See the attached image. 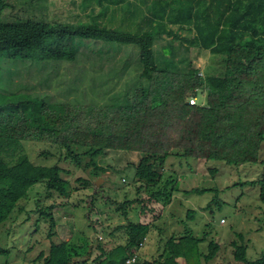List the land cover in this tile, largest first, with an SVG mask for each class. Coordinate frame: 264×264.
I'll use <instances>...</instances> for the list:
<instances>
[{
  "label": "trees",
  "instance_id": "16d2710c",
  "mask_svg": "<svg viewBox=\"0 0 264 264\" xmlns=\"http://www.w3.org/2000/svg\"><path fill=\"white\" fill-rule=\"evenodd\" d=\"M13 1L0 0V63L2 59L7 64L28 58L73 60L75 40L91 38L136 47L137 69L136 82H124L120 89H114L119 81L114 82L103 103L50 102L34 92L35 86L28 81L31 77L14 72L5 76L0 87V151L10 159L0 156L2 264H8L15 242L4 244L3 232L9 234V227L30 217L13 225L8 221L14 220L11 213L17 218L23 211L19 200L38 183L41 187L34 191L43 189V199L46 192L65 196L69 186L62 175L68 170L58 163H32L19 147L21 140L55 144L63 150V158L77 166L86 156L84 166L91 165L96 176L101 167L94 160L97 155L110 149L136 152L135 193H148L124 199L118 209L125 216L134 202L140 204L142 214L151 210L146 200L171 202L179 185L175 177H163L162 167L169 156L215 159L236 166L259 163V176L239 183L256 185L264 203V158L259 154L264 142V0H81L89 18L75 21L50 20L46 0H19L32 11L21 17L15 14ZM95 6L98 10L93 14ZM161 39L164 44L155 47ZM191 47L219 57L217 72L203 74L194 66L188 54ZM199 92L203 101L189 103V97ZM78 180L85 187L91 183ZM205 190L210 188L183 191ZM39 199L33 211L51 228L53 204L43 205ZM193 213L187 209L185 218ZM154 226L145 219L127 220L118 226L124 229L123 241L108 248L98 241L93 257L92 248L81 252L84 245L71 239L50 241L47 252L40 250L30 264H127L131 254H135L134 264H211L218 256V242L209 240L203 250L200 243L205 237L187 232L171 234L155 255L145 253L142 249ZM262 228L264 216L258 229ZM229 245L232 258L228 264H264V253L247 258L242 233H236Z\"/></svg>",
  "mask_w": 264,
  "mask_h": 264
},
{
  "label": "rangeland",
  "instance_id": "374dc122",
  "mask_svg": "<svg viewBox=\"0 0 264 264\" xmlns=\"http://www.w3.org/2000/svg\"><path fill=\"white\" fill-rule=\"evenodd\" d=\"M18 1L12 3L15 10L17 9L14 10L16 15L23 17L32 12ZM46 7L50 20L75 21L89 18L87 15L89 9L81 6V0H46ZM97 10L95 6L91 13L95 14ZM119 28L134 31L130 27ZM164 41L165 39L158 40L155 47L159 48ZM177 43V40L173 41L174 45ZM74 44L77 54L73 60L28 58L7 64L5 59H2L0 87L4 86L5 76L9 72H14L19 76L31 77L28 81L35 86L34 92L50 102L64 100L73 103H103L107 100L110 86L114 82L119 81L114 89H120L124 82H136L134 72L137 69V48H133V45L91 38L76 39ZM188 54L192 64L203 74L215 73L221 67L220 58L212 56L207 50L191 47ZM16 80L18 81V78H15ZM203 96V93L199 92L196 102H202ZM19 145L32 163L36 165L58 163L68 170L62 175L68 179L69 186L65 196L46 192L43 199V189L38 193L34 191L40 189L41 185L38 183L28 190L23 200H19L23 211L17 214V218L14 212L11 213L14 220L10 218L8 221L13 225L30 217L22 224L9 227V234L2 231L4 244L15 241L8 264H30L31 259L40 250L47 252L50 241L59 242L65 239H71L77 245L83 244L84 246L79 248L81 252L89 246L92 248L93 257L98 253L96 252L98 241H101L105 248L123 241L125 233L123 228L118 227L119 225H124L127 220L144 219L155 225L147 235L148 240L142 249L145 253L151 252L155 255L167 237L173 233L179 235L183 232L205 237L200 243L203 250L206 249L209 240L218 242V256L210 261L211 264H228L232 258L229 242L236 233H242L244 237L248 259L264 253V228L258 229L264 216V203L258 197L256 185L239 183L257 178L261 170L259 163L236 166L215 159L206 161L169 156L162 167L163 177L173 176L179 185V190L173 192L171 202L162 204L160 201L146 200L145 203L151 210L143 214L139 211L140 204L134 202L132 208L127 209L125 216L118 209L121 202L124 199L145 197L148 193L145 190L138 195L135 193L134 163L138 157L136 152L110 149L97 155L94 160L101 167L96 176L91 172V165L84 166L88 161L86 156L77 166L70 159H64L63 150L50 142L21 140ZM259 154L260 158H264V142ZM0 156L6 161L10 159L2 151ZM78 178L89 179L91 183L85 187ZM96 181L98 182L94 190ZM191 187H204L210 190L202 193L183 191ZM39 196L42 198L39 199ZM36 199H43L41 201L43 205L53 204L51 212L55 224L51 228L48 227L47 220L33 211ZM187 209H193L194 213L186 219ZM97 235H101L102 240H98Z\"/></svg>",
  "mask_w": 264,
  "mask_h": 264
},
{
  "label": "built area",
  "instance_id": "2783aa9c",
  "mask_svg": "<svg viewBox=\"0 0 264 264\" xmlns=\"http://www.w3.org/2000/svg\"><path fill=\"white\" fill-rule=\"evenodd\" d=\"M188 101H189V103H195L196 102V96H190ZM221 221H222V219H221ZM97 237L99 239L102 238L100 235H97ZM134 262H135V254H131L125 260V263H127V264H134Z\"/></svg>",
  "mask_w": 264,
  "mask_h": 264
},
{
  "label": "water",
  "instance_id": "95a60500",
  "mask_svg": "<svg viewBox=\"0 0 264 264\" xmlns=\"http://www.w3.org/2000/svg\"><path fill=\"white\" fill-rule=\"evenodd\" d=\"M97 182H98V181L94 182V188H93L94 190H95V187H96V185H97Z\"/></svg>",
  "mask_w": 264,
  "mask_h": 264
},
{
  "label": "clouds",
  "instance_id": "9594fccd",
  "mask_svg": "<svg viewBox=\"0 0 264 264\" xmlns=\"http://www.w3.org/2000/svg\"><path fill=\"white\" fill-rule=\"evenodd\" d=\"M102 237V236H101Z\"/></svg>",
  "mask_w": 264,
  "mask_h": 264
}]
</instances>
